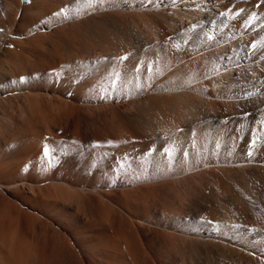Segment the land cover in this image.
I'll list each match as a JSON object with an SVG mask.
<instances>
[{"label": "rangeland", "instance_id": "374dc122", "mask_svg": "<svg viewBox=\"0 0 264 264\" xmlns=\"http://www.w3.org/2000/svg\"><path fill=\"white\" fill-rule=\"evenodd\" d=\"M160 2L0 0V230L22 264L251 262L228 240L264 235V163L227 141L246 106L187 88L197 28Z\"/></svg>", "mask_w": 264, "mask_h": 264}, {"label": "bare ground", "instance_id": "6f19581e", "mask_svg": "<svg viewBox=\"0 0 264 264\" xmlns=\"http://www.w3.org/2000/svg\"><path fill=\"white\" fill-rule=\"evenodd\" d=\"M160 1L154 7L158 8L164 2L167 7L170 2L172 8L182 12L186 23L195 24L197 28L195 44L192 41H186L185 43L188 42L185 46L187 54H182V61L185 62L184 72L186 71L185 74L183 72V78H189L192 81L189 84L190 87L187 88L208 101L209 97L207 98V96L214 97L215 92H208L207 87L211 84L219 85L223 87V93L217 97H221L223 103L235 107L246 106L245 118L250 129L243 140L238 139L236 131L227 139L231 150L237 152V156L231 159V162L243 165L264 163V38L261 37L264 35V26H261L264 21V0ZM260 1L262 4L256 8ZM22 8L24 9V7ZM238 12L241 13L236 16ZM254 13L258 14V18L254 21L253 26L247 29L250 16ZM260 16L261 18H259ZM183 23L185 22L183 21ZM187 25L182 24L179 31ZM4 43L5 41L2 46ZM192 72L196 74L193 77L190 75ZM218 104L220 105L219 102ZM213 107H215V103ZM172 124V132L175 133L178 130L176 119L172 120ZM213 128L214 126H212ZM249 134L253 136L251 142ZM178 137L180 136L178 135ZM231 227H228V240L231 244L243 252L244 257L246 252L250 256L247 258L246 255L247 260L254 262L253 260L257 259L260 264H264V235L259 231L251 232L240 228L232 230ZM0 242L2 244L0 264H22L28 258L15 245V238H9L7 234L3 235L2 229L0 230ZM18 244L21 245L19 242ZM35 257L36 261L27 262V264H59L58 261H51L45 255L43 248L37 249ZM251 262L248 263L251 264Z\"/></svg>", "mask_w": 264, "mask_h": 264}, {"label": "snow or ice", "instance_id": "6c2138e0", "mask_svg": "<svg viewBox=\"0 0 264 264\" xmlns=\"http://www.w3.org/2000/svg\"><path fill=\"white\" fill-rule=\"evenodd\" d=\"M47 152V150H45Z\"/></svg>", "mask_w": 264, "mask_h": 264}]
</instances>
